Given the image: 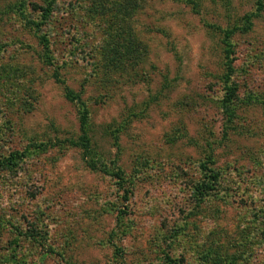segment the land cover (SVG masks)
I'll use <instances>...</instances> for the list:
<instances>
[{
    "label": "rangeland",
    "instance_id": "374dc122",
    "mask_svg": "<svg viewBox=\"0 0 264 264\" xmlns=\"http://www.w3.org/2000/svg\"><path fill=\"white\" fill-rule=\"evenodd\" d=\"M170 259L264 264V0H0V264Z\"/></svg>",
    "mask_w": 264,
    "mask_h": 264
},
{
    "label": "trees",
    "instance_id": "16d2710c",
    "mask_svg": "<svg viewBox=\"0 0 264 264\" xmlns=\"http://www.w3.org/2000/svg\"><path fill=\"white\" fill-rule=\"evenodd\" d=\"M227 65H228V77H231L233 75V73H234V68L232 67V63L230 61H229V63ZM231 91H232V93L229 94V97L227 98V103H230L234 99V97L236 95V91H234V90H231ZM82 142H83L82 145L85 148V150L89 149V139H88V137L86 135L83 136ZM22 156L23 155H19V154H16L15 156L13 155V157L8 161L9 165H11V167H15L16 164H17L16 161L18 159H21ZM212 175H213V182H216L218 176L216 175L215 172H213ZM208 190H214V186L208 187ZM175 262H176L175 260H171L170 259V263L169 264H175ZM180 264H185L184 260H180Z\"/></svg>",
    "mask_w": 264,
    "mask_h": 264
}]
</instances>
